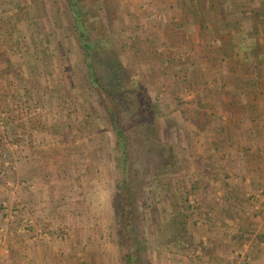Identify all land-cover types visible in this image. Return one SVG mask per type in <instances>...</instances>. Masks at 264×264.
Masks as SVG:
<instances>
[{
	"label": "rangeland",
	"instance_id": "rangeland-1",
	"mask_svg": "<svg viewBox=\"0 0 264 264\" xmlns=\"http://www.w3.org/2000/svg\"><path fill=\"white\" fill-rule=\"evenodd\" d=\"M58 2L62 6L65 0ZM155 3L82 0L91 36L103 46L101 70L108 69L106 60L118 55L128 72L126 82L136 80L128 86L138 95L132 104H120L119 118L129 135L135 170L132 219L142 261L206 264L212 250L210 229L222 226V221L209 218L204 204L206 147L196 151L188 140L187 122L196 117L187 107L191 102L171 76L172 61L160 58L159 49L167 47L159 44L161 39H168L171 56L172 50L182 55L183 36L176 22L150 11L156 9ZM44 16L41 0H0V72L7 76L0 79V184H5L2 180L8 172L21 167L23 159L36 164L33 171L45 184L73 182L77 191L68 200L75 198L76 209L70 214L68 207L61 224L38 218V209L29 204L26 208L36 218L29 217L21 228L48 235L61 230L68 240L73 230L86 229L94 238L93 255L104 263L125 264L126 247L117 225L120 152L112 122L87 79L78 36H67L55 25L51 28L50 20L44 23L47 32L39 31L35 22ZM153 112L155 128L147 129ZM12 152L16 159H11ZM52 166L57 174L62 171L61 180L46 171ZM30 181L31 186L37 182ZM237 195L229 194L233 202L222 206L220 215L235 216ZM20 207L1 203L8 225L21 214ZM81 212L97 214V220L80 221ZM175 216L185 222L186 232L181 235L173 228ZM224 228L231 234L228 224Z\"/></svg>",
	"mask_w": 264,
	"mask_h": 264
},
{
	"label": "crops",
	"instance_id": "crops-1",
	"mask_svg": "<svg viewBox=\"0 0 264 264\" xmlns=\"http://www.w3.org/2000/svg\"><path fill=\"white\" fill-rule=\"evenodd\" d=\"M154 7L150 11L176 22L183 36L182 55L172 50L171 56L164 38L159 44L167 47L159 49L160 58L172 61L171 76L191 102L187 107L196 117L187 122L188 140L196 151L206 147L204 204L209 218L222 221L210 229L206 264H264V0H156ZM0 73V79L7 77ZM10 157L16 159L13 152ZM20 166L0 184V205H21L11 226L0 212V264H114L92 254L94 238L86 229L73 230L68 240L61 230L48 235L21 228L23 221L36 218L33 212L30 216L29 204L38 209V218L61 224L65 210L76 209L75 198L69 201L68 196L77 188L65 180L45 184L28 159ZM53 168L46 171L61 180L62 171ZM30 179L37 180L34 186ZM231 192L238 194L237 213L226 218L220 212ZM97 217L88 212L79 216L80 221Z\"/></svg>",
	"mask_w": 264,
	"mask_h": 264
},
{
	"label": "trees",
	"instance_id": "trees-1",
	"mask_svg": "<svg viewBox=\"0 0 264 264\" xmlns=\"http://www.w3.org/2000/svg\"><path fill=\"white\" fill-rule=\"evenodd\" d=\"M41 2L45 16L35 22L38 30L47 32L43 31V28L46 27L44 23L50 20L51 28L55 25L54 27L65 31L67 36H78L80 47L84 53L87 79L111 119L117 138L116 148L120 152L121 173L118 181L120 202L117 206L118 236L126 247L125 264H144L141 254V241L135 232L132 219L134 217L132 175L135 170L131 163L129 135L120 123L119 118L120 104H132L135 100V95H138L137 93L134 95L129 88L136 80L132 78L126 82L128 72L122 66L118 55L106 60L109 63L107 65L108 69L105 71L101 70V55L99 53L102 52L103 46L91 36L82 0H65L66 4L64 2L62 6L58 0H41ZM129 83L130 85L128 86ZM156 115V112L149 115L150 120L147 122V129L155 128L154 119ZM176 217L173 219V228L177 230L176 234L179 233L181 235V231L183 233L186 232L185 222L182 216H180L182 218Z\"/></svg>",
	"mask_w": 264,
	"mask_h": 264
}]
</instances>
